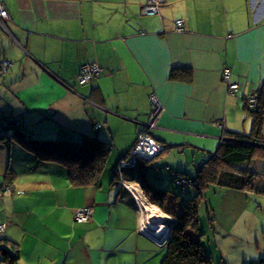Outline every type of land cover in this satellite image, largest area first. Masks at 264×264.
Segmentation results:
<instances>
[{
  "label": "crops",
  "instance_id": "0c3cea01",
  "mask_svg": "<svg viewBox=\"0 0 264 264\" xmlns=\"http://www.w3.org/2000/svg\"><path fill=\"white\" fill-rule=\"evenodd\" d=\"M164 1L148 16L147 0H0L11 16L9 33L0 27V115L34 138L99 137L119 168L156 95L164 111L152 136L165 150L145 164L146 173L167 190L174 174L196 178L191 168L207 163L226 133L252 134L248 103L264 87V0ZM91 62L103 72L81 86L80 69ZM225 68L239 85L235 93L222 80ZM245 169L262 174L264 160ZM103 182L73 188L64 167L40 163L16 142L0 145L1 243L19 250L18 264H149L142 216L137 203L128 205L137 200ZM179 198L173 208L181 212L186 199ZM85 207L93 219L76 224L74 214Z\"/></svg>",
  "mask_w": 264,
  "mask_h": 264
},
{
  "label": "trees",
  "instance_id": "16d2710c",
  "mask_svg": "<svg viewBox=\"0 0 264 264\" xmlns=\"http://www.w3.org/2000/svg\"><path fill=\"white\" fill-rule=\"evenodd\" d=\"M178 72L177 70L173 71L172 77L178 76ZM190 75L187 78L188 81L191 80ZM257 100L258 103L250 109L254 120L251 136L246 137L229 132L227 133V141L220 143L215 155L207 163L204 162L202 170L196 173V178L191 179L183 174L173 175L178 185H182L179 181L181 178L194 181L197 179L199 183L198 187H196V199H189L185 203L180 201L181 212L176 211L177 208H173L174 205L168 203L171 195H173L172 191L160 188L159 184L153 183L146 173L149 166L145 167V164L152 162L154 159L150 161L139 160L135 165L124 168L122 172L118 171L119 168L116 169L112 180L113 186L119 185L125 188L124 184H138L148 202L160 208L164 213L172 211L170 216L176 222L171 228V237L165 247L167 254L161 264H213L204 250L200 237L199 239L194 237V233L199 234L200 232L197 198L204 188L202 181L205 178L204 174L207 176L211 175L210 177L224 188L240 191L247 190L264 196V171L260 174L256 169H245L246 165L251 166L257 157H261L264 160V141L262 139L264 87L260 96H257ZM10 120L11 118L0 115V124L2 126L0 128L3 129L0 132V145L16 142L40 163H53L64 167L67 171L70 185L73 188H88L100 184L110 160L111 148L99 137L84 135L79 141L39 139L34 138L32 134H26L24 129L20 128L21 126L16 119H14L16 122L13 123ZM7 131H11L12 134L8 135L9 132ZM129 155L125 156L121 161L128 159ZM142 164H144L143 168L138 170ZM184 189L186 194L189 193L188 191L190 190H187V187H184ZM181 197L183 198L182 195ZM1 242V262L18 264L20 258L19 250L16 251L15 248H9ZM251 264H264V260Z\"/></svg>",
  "mask_w": 264,
  "mask_h": 264
},
{
  "label": "rangeland",
  "instance_id": "374dc122",
  "mask_svg": "<svg viewBox=\"0 0 264 264\" xmlns=\"http://www.w3.org/2000/svg\"><path fill=\"white\" fill-rule=\"evenodd\" d=\"M12 133L11 131H7ZM112 159L109 161L105 174L103 176V183H110L113 180L116 172V166L111 167ZM257 165V164H256ZM166 169V168H165ZM202 170V169H201ZM200 170V171H201ZM165 171V170H164ZM199 170L195 167L191 168L190 176L195 177L194 172ZM163 172V171H161ZM152 182L163 188L161 183L154 181L153 173L149 174ZM203 178L204 188L197 198V211L200 219L199 234L204 250L213 264H251L258 263L264 260V196L257 195L247 190L235 191L224 188L213 178L205 175ZM197 177V176H196ZM198 181H192L191 186L187 190L190 194H186L183 185H176L172 183L173 189L171 193L174 196L169 200L170 205H174L179 196L186 199H196ZM168 188V187H166ZM135 192L136 197L139 195L143 199L142 205L137 202L129 200L128 205L135 206L137 203L138 211L141 218L138 217L137 222L142 224V232L147 236L143 237L144 245L152 250L153 259L149 264H161V261L166 256V248L163 249L162 254H159L161 247H166L170 237L171 228L176 220H172L169 214H164L155 205H152L143 196L140 189ZM130 192V190H128ZM131 193V192H130ZM132 194V193H131ZM133 196V194H132ZM134 197V196H133ZM191 197V198H190ZM176 199V200H175ZM181 203L179 208L181 210ZM147 207L152 210L150 212L144 211ZM159 214L162 217V226L169 228L165 235L158 237L155 233L147 229L150 222H154V214ZM163 229V228H161ZM154 232V233H153ZM195 235H198L194 233Z\"/></svg>",
  "mask_w": 264,
  "mask_h": 264
},
{
  "label": "built area",
  "instance_id": "2783aa9c",
  "mask_svg": "<svg viewBox=\"0 0 264 264\" xmlns=\"http://www.w3.org/2000/svg\"><path fill=\"white\" fill-rule=\"evenodd\" d=\"M163 0H147L146 6H144V14L148 16H156L160 13V9L163 5ZM11 20L10 13L8 11V8L6 5L2 2H0V27H2L6 32L9 33L8 28V22ZM184 22L183 21H177L176 22V31L177 32H184ZM6 66H8V63L3 62V72L6 71ZM103 72V68L95 63H87L81 67L80 74L78 76V83L81 86H85L90 84L95 78H97L101 73ZM222 80L223 82L228 86L230 91L232 93H235L239 89V85L237 83H234L232 81V70L230 68H225L222 73ZM151 100V109L152 112L149 117L148 124L145 126L143 132L139 135L138 141L128 159H125L121 162L119 166V172H122L124 168L133 166L137 163L139 160L144 161H150L161 155L165 147L156 141L154 137L152 136L153 131L156 129L158 118L160 117V114L164 111V107L162 103L159 101L156 95H152L150 97ZM251 107L255 106L257 104V99L252 98L249 103ZM11 123L16 122L14 119L10 120ZM227 133L225 134L224 138L221 140L220 143L227 141ZM204 164L198 165L196 168L200 171ZM180 184L184 185V187L191 186V182L194 180L187 179V178H181ZM125 188L127 190H130V192L133 194L134 198L137 200L135 192L139 191L138 188L131 189V185L124 184ZM136 189V191H135ZM9 192L11 190L8 189ZM93 218V212L89 208H83L77 210L74 220L78 224H84L91 221ZM5 230V225H0V233H2Z\"/></svg>",
  "mask_w": 264,
  "mask_h": 264
},
{
  "label": "bare ground",
  "instance_id": "6f19581e",
  "mask_svg": "<svg viewBox=\"0 0 264 264\" xmlns=\"http://www.w3.org/2000/svg\"><path fill=\"white\" fill-rule=\"evenodd\" d=\"M130 188L134 189L135 187L133 185H131ZM135 191H136V189H135ZM137 197H138L139 204L142 205V203H143L142 202L143 199H141L142 197H140L139 195ZM152 210H154V208H152ZM152 210H150V208L147 207V206L144 209V211H146V212H150ZM153 216L155 218L154 219L155 221L154 222L151 221L150 222V226L149 227L147 226V229L151 230V231H155V232H158L159 230H162L161 232L154 234L155 236L161 237V236L165 235V233L169 230V228L167 229L164 226H162V224H160L161 222H163V220H162V217L159 214L155 213ZM161 228H163V229H161Z\"/></svg>",
  "mask_w": 264,
  "mask_h": 264
}]
</instances>
